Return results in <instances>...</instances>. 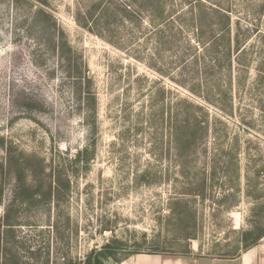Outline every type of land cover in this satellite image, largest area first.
I'll list each match as a JSON object with an SVG mask.
<instances>
[{
    "label": "rangeland",
    "instance_id": "374dc122",
    "mask_svg": "<svg viewBox=\"0 0 264 264\" xmlns=\"http://www.w3.org/2000/svg\"><path fill=\"white\" fill-rule=\"evenodd\" d=\"M95 1L0 0V264L237 255L264 236V0H210L251 40L207 84L81 26ZM183 108L207 130L173 136Z\"/></svg>",
    "mask_w": 264,
    "mask_h": 264
},
{
    "label": "trees",
    "instance_id": "16d2710c",
    "mask_svg": "<svg viewBox=\"0 0 264 264\" xmlns=\"http://www.w3.org/2000/svg\"><path fill=\"white\" fill-rule=\"evenodd\" d=\"M77 22L117 47L143 48V56L139 58L147 57L155 64L161 62L162 67V60L170 57V63L178 65L182 73L190 69L206 84L215 66L221 69L227 63L233 66V53L240 56L251 40L245 32H237L233 38L231 15L210 0H97L84 14L79 13ZM87 96L91 99L93 95ZM34 105L33 99L23 104L29 111L35 110ZM169 120L171 131H175L173 136L178 135L176 131L185 134L207 130L208 119L194 117L187 108ZM82 153H77L76 161ZM1 193L0 189V196ZM91 264L104 262L98 257Z\"/></svg>",
    "mask_w": 264,
    "mask_h": 264
},
{
    "label": "crops",
    "instance_id": "0c3cea01",
    "mask_svg": "<svg viewBox=\"0 0 264 264\" xmlns=\"http://www.w3.org/2000/svg\"><path fill=\"white\" fill-rule=\"evenodd\" d=\"M115 264H264V236L234 256L138 253Z\"/></svg>",
    "mask_w": 264,
    "mask_h": 264
}]
</instances>
